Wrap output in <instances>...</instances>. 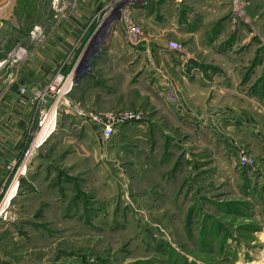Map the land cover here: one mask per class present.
Masks as SVG:
<instances>
[{"label": "crops", "instance_id": "obj_1", "mask_svg": "<svg viewBox=\"0 0 264 264\" xmlns=\"http://www.w3.org/2000/svg\"><path fill=\"white\" fill-rule=\"evenodd\" d=\"M87 1L90 7L81 4L80 14L88 9L89 15H97L104 7ZM109 5L112 12L114 4ZM132 16L143 34L139 38L127 36L123 21L110 17L112 32L103 40L104 48L92 54V69L82 72L76 68L78 79L69 100L79 103L71 105L87 111L143 107L150 113L145 121L136 122L137 126L119 125L107 139L99 126L85 115L72 113L71 106L65 105L57 130L34 158H27V136L29 140L35 131L28 132L33 124L32 108L19 107L17 88L7 92L0 84L5 89L2 93L0 89V180L8 184L19 177L13 209L18 201L28 204L41 199L45 204L43 209L22 211L23 216L11 211L9 219L0 223L5 224L13 239L18 240L19 231L26 233V238L39 234L44 222L51 221L45 218L63 219L67 214L70 217L73 209H67V200L86 195L78 190L80 182L88 180L86 188L99 187L107 196L121 182L115 173L136 168L140 184L141 180L144 184H159L160 181L152 180L172 177L171 168L163 164L180 154H185V161L193 169L196 152L192 145L194 141L199 144L200 139H206L202 145L213 146L219 137L229 136L237 152L247 142L253 150L264 147V124L259 117V112H264V64L261 66L258 61L264 58V0H139ZM84 20L83 26L95 24L88 18ZM104 20L102 17L99 22ZM116 22L121 24L122 32L115 28ZM85 38L81 36V42ZM49 39L50 46L53 40ZM66 41L58 45L64 54ZM169 41L180 42L184 48L170 49ZM57 42H61L60 37L54 41ZM17 74L16 80L21 78ZM259 124L263 129H259ZM134 136L139 139L138 160L136 167H132V162L127 168L121 159V147ZM54 139H58L57 161L47 149ZM61 147L63 151H59ZM205 154L198 159L199 170L208 168ZM24 164L27 173L21 174ZM83 172L85 176L79 175ZM196 174L201 177L199 171ZM194 175L189 178L194 180ZM18 217L35 219L18 226ZM36 223L41 225L35 227ZM17 245H5L0 240V264H35L30 255L17 257ZM45 263L76 264L47 255L38 264Z\"/></svg>", "mask_w": 264, "mask_h": 264}, {"label": "rangeland", "instance_id": "obj_2", "mask_svg": "<svg viewBox=\"0 0 264 264\" xmlns=\"http://www.w3.org/2000/svg\"><path fill=\"white\" fill-rule=\"evenodd\" d=\"M85 1L0 0V84L8 89L7 92L12 87L17 88L18 106L32 108L33 124L28 132L35 131L29 140L27 136L24 151H28L27 158H34L36 151L41 149L29 153L39 126L40 110L54 98V94H48L51 84L58 77H70L75 86L78 79L76 68L82 72L92 69V54L104 48L103 40L112 32L109 18L116 21L120 18L127 36L130 33L129 20L142 29L132 16V9L137 4L128 7L122 4L124 1L130 3V0H114L115 3L90 0L104 5L93 16L89 15L91 10L88 9H83L80 14L81 4L90 7ZM109 4H114L112 12ZM102 17L105 20L100 23ZM84 18L95 24L83 26ZM117 24L115 28L122 32L121 24ZM81 36L86 37L82 42ZM59 37L61 42L54 43ZM48 38L53 40L50 46ZM64 39H69L62 49H67L65 54L58 49ZM258 61L263 66L264 58ZM75 62L77 67H74ZM16 74L21 78L14 79ZM0 89L1 93L5 91ZM71 93L67 96L69 104H79L69 100ZM123 109L142 110L145 118L140 122L145 121L150 113L143 107ZM259 117L260 123L264 124V112H259ZM260 128L263 129L259 124ZM204 140L200 139L199 144L194 141L192 145L199 153L193 154L196 159L193 169L185 161V154H180L177 159L171 158L163 164L165 168H171L169 174L171 172L172 177L153 179L152 182L160 181L153 185L144 184L143 180L140 184L136 168H128L132 162H135L132 167H136L139 152V139L131 137L125 147H121V159L128 170L115 173L121 182L112 187L111 195L105 196L99 187L86 188L88 180L80 182L78 190L86 195L77 196L71 202L67 200V209H73L70 217L67 214L63 219L45 218L51 221L42 223L44 227H40L39 234L26 238V233L19 231L18 240L9 235L8 228L5 229L2 223L0 240L5 245L18 243L14 247L17 257L22 259L30 255L35 264L41 263L46 255L50 259L59 256L62 261L76 264H264V147L253 150L247 142L237 152L229 136L219 137L213 146L202 145ZM57 148L58 139L47 146L50 157L54 156L53 161L58 160ZM244 153L252 159V166L240 163ZM204 154L208 155L204 162L208 168L199 170L201 162L198 159ZM83 174L85 176L84 172L79 175ZM129 174L132 176L127 180ZM193 174L194 180H191L189 177ZM40 200L28 204L18 201L16 209H13L12 201L9 216L11 211L23 216L22 211L45 208ZM33 219L18 217L15 221L20 226V223ZM37 224L41 225L36 223L34 226Z\"/></svg>", "mask_w": 264, "mask_h": 264}, {"label": "built area", "instance_id": "obj_3", "mask_svg": "<svg viewBox=\"0 0 264 264\" xmlns=\"http://www.w3.org/2000/svg\"><path fill=\"white\" fill-rule=\"evenodd\" d=\"M113 3L114 0H113ZM122 4L125 7L130 6V4H138V1L132 2L130 0V3L128 1H124ZM131 5V6H132ZM240 15V14H239ZM129 24V35L130 36H141L143 34V30L140 27H136L133 25L131 20L128 22ZM182 43L177 41H169L168 47L170 49L175 50H182ZM74 88V80L73 78H66L65 77H58L53 81V83L50 86L48 94L51 92V94H54V98L51 101L49 105H44L40 110V120H39V126L37 131L34 134L33 140H32V147L29 151V153H33L36 148H40L43 143H45L50 136L57 130L59 125V120L61 117L62 112L64 111L65 105H70L67 99V96L71 93V91ZM65 99V102L63 101ZM72 113L75 114H82L87 117V119L92 122L93 124L99 126L102 131L103 135L106 138H111L115 134V128L119 125H123L124 123H136L140 122L145 118V113L140 109H123V108H115L111 110L106 111H93V110H85L81 108L80 106L76 105H70ZM43 135L40 139V136ZM40 139V141H39ZM39 141V142H38ZM240 163L243 166H252V159L244 153L241 156ZM27 172V165L24 164L21 169V174H26ZM17 180V190L14 193V196L12 197L11 201L2 208L3 203L5 201V198L11 189L12 184ZM20 187V180L19 177L12 180L10 183L6 184L5 181H0V223L2 221L9 219V206L11 205L14 198L17 196L19 192ZM2 208V209H1Z\"/></svg>", "mask_w": 264, "mask_h": 264}, {"label": "bare ground", "instance_id": "obj_4", "mask_svg": "<svg viewBox=\"0 0 264 264\" xmlns=\"http://www.w3.org/2000/svg\"><path fill=\"white\" fill-rule=\"evenodd\" d=\"M42 136L43 135L40 136V139H41ZM40 139H39V141H40ZM16 190H17V180L12 184L11 189L9 190V192H8L6 198H5V201L3 203L2 208H4L5 206H7V204L11 201V199L14 196V193H15Z\"/></svg>", "mask_w": 264, "mask_h": 264}]
</instances>
